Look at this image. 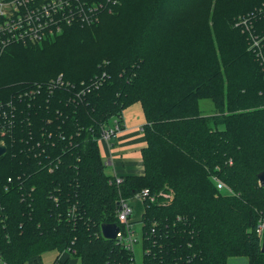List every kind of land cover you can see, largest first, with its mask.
<instances>
[{
  "label": "trees",
  "instance_id": "1",
  "mask_svg": "<svg viewBox=\"0 0 264 264\" xmlns=\"http://www.w3.org/2000/svg\"><path fill=\"white\" fill-rule=\"evenodd\" d=\"M118 1L99 23L2 51L0 100L59 75L64 86L25 103L21 141L0 157V264H41L50 251L52 264H135L101 225L125 230L120 200L133 207L144 189L129 224L142 264H264V66L236 26L264 0ZM204 99L213 114H201ZM135 102L144 170L116 184L100 138Z\"/></svg>",
  "mask_w": 264,
  "mask_h": 264
},
{
  "label": "built area",
  "instance_id": "2",
  "mask_svg": "<svg viewBox=\"0 0 264 264\" xmlns=\"http://www.w3.org/2000/svg\"><path fill=\"white\" fill-rule=\"evenodd\" d=\"M107 2L109 0L105 4L99 3L94 7L86 4L84 0H0V54L10 44L43 41L55 32H61L65 25L73 23L81 26L96 24L99 21V13L105 9ZM110 3L115 5L112 2ZM263 7L264 5L240 18L236 26H239L242 33L247 35V39H249L248 49L256 55L260 60V64L264 66V26H262L261 31H257L255 24L257 18L264 14ZM97 82L100 84L101 80L98 79ZM94 84L96 82L92 83V85ZM53 86H64L62 75L44 86L41 84L28 86L21 94L13 95L6 100H0V146L5 148V152L0 157L7 153V145L12 144V150L20 140L16 131L24 119L22 117L24 109L21 104L24 103L26 107L25 103L33 101L43 88L51 89ZM89 90L90 86H86V91ZM116 130H118V126L114 123L109 131L103 132L102 138L107 141ZM39 144L43 143H37V145ZM34 146V143L29 144L26 150L32 152L34 149L36 150ZM45 151L47 149L44 147L40 153ZM13 153L16 152L13 151ZM12 181V178L9 177L6 187ZM120 182L121 179L116 178V183ZM217 187L222 189L225 185L217 182ZM147 195L148 190L144 189L134 197L133 201L142 203V199ZM134 209L135 207H132L129 202L120 200L117 217L119 222L124 225L125 230L119 227L115 237L118 244L132 252L137 243V239L130 230L129 225L134 218L132 216Z\"/></svg>",
  "mask_w": 264,
  "mask_h": 264
},
{
  "label": "crops",
  "instance_id": "3",
  "mask_svg": "<svg viewBox=\"0 0 264 264\" xmlns=\"http://www.w3.org/2000/svg\"><path fill=\"white\" fill-rule=\"evenodd\" d=\"M121 119L123 128L113 133L108 141L100 142L101 155L107 165L111 167L112 175L116 177L141 175L144 170L141 150L146 146L142 133L145 117L141 105L137 103L124 109ZM110 127H112V125ZM134 204V207L137 208V212L139 213L141 210L142 213L141 203L135 202ZM137 218L139 217H135L134 219ZM50 252H55V256L53 257L54 261L58 253L56 251ZM48 253L49 252L43 253L41 258L44 254ZM75 263L76 260L72 262V264ZM41 264L43 263L41 262Z\"/></svg>",
  "mask_w": 264,
  "mask_h": 264
},
{
  "label": "rangeland",
  "instance_id": "4",
  "mask_svg": "<svg viewBox=\"0 0 264 264\" xmlns=\"http://www.w3.org/2000/svg\"><path fill=\"white\" fill-rule=\"evenodd\" d=\"M106 1L107 0H105V3H106ZM110 2H112V3H114L115 5H114V7H112V9L111 8H109V6H107L106 7V10L102 13V14H106V13H108L109 15H112L114 12H115V10H117V7H119L120 6V2L118 1V0H109ZM97 4L96 3H94V4H92L91 6H96ZM100 22V20L98 21V23ZM86 26H91V25H86ZM61 32H55L52 36H50L49 38H53V37H55V36H58L59 34H60ZM49 38H47V39H49ZM47 39H45V40H47ZM44 41V40H43ZM40 42H42V41H39V42H28V43H34V44H36V43H40ZM14 44H17V43H14ZM21 44H23V43H21ZM25 44H27V43H25ZM2 54V53H1ZM1 54H0V56H1ZM103 80V79H102ZM86 86H89V83L86 85ZM59 87H61V86H59ZM44 89V88H43ZM42 89V90H43ZM85 91H86V88H81V89H79L78 90V92H81V93H85ZM76 96L78 97L79 96V93L78 94H76ZM73 98H74V96H73ZM137 103H139V102H135V103H133V104H131L130 106H132V105H134V104H137ZM140 104V103H139ZM200 111H201V114L202 115H211V114H213V112H214V106H213V103L211 102V100H209V99H204V100H201L200 101ZM23 104H21V106H22ZM141 105V104H140ZM130 106H128V107H130ZM128 107H126V108H128ZM22 108L23 109H25V105H23L22 106ZM125 108V109H126ZM141 108H142V105H141ZM143 110V109H142ZM29 116H31V113H30V115ZM25 120L23 119V122L21 123V125L18 127V129H17V131H16V134L18 133H20V131L22 130L21 128H22V126H24V124H25V122H24ZM111 128V127H110ZM104 131H109L108 129L107 130H103V132ZM116 131H114V133H115ZM17 134V135H18ZM18 136H20V134L18 135ZM101 141H106V140H104L103 138H102V136H101V138H100V142ZM108 141V140H107ZM11 145L12 144H9V145H7V148L9 147V151L11 150ZM100 147H101V143H100ZM105 161V160H104ZM105 172L107 173V174H109V175H112V172H111V167L109 166V165H106V167H105ZM116 177V176H115ZM116 178H118V177H116ZM116 178H115V180H116ZM122 181V180H121ZM116 184H120V183H116ZM142 206V205H141ZM137 208H135L134 209V212H133V217L135 218V217H139V215H140V213H141V210L139 211V213H138V216H137ZM135 228L138 230V234L140 235V231H141V225L139 224V223H137L136 225H135ZM55 256V252H49L48 254H44L43 256H42V258H41V262L43 263V264H51L52 263V261H53V257ZM133 256H134V262H135V264H142V256H143V253H142V247H141V243L139 242V243H137V244H135V246H134V250H133ZM75 264H80V262H79V260L78 261H76V263Z\"/></svg>",
  "mask_w": 264,
  "mask_h": 264
},
{
  "label": "water",
  "instance_id": "5",
  "mask_svg": "<svg viewBox=\"0 0 264 264\" xmlns=\"http://www.w3.org/2000/svg\"><path fill=\"white\" fill-rule=\"evenodd\" d=\"M5 152V148L3 146H0V156ZM258 183L260 186L264 187V171L260 172L257 175ZM119 231V227L115 224H102L101 225V233L102 236L106 239L114 240L116 237V234ZM261 253H264V240L262 242L261 246Z\"/></svg>",
  "mask_w": 264,
  "mask_h": 264
},
{
  "label": "bare ground",
  "instance_id": "6",
  "mask_svg": "<svg viewBox=\"0 0 264 264\" xmlns=\"http://www.w3.org/2000/svg\"><path fill=\"white\" fill-rule=\"evenodd\" d=\"M45 85V84H44ZM43 85V86H44ZM60 87H57V86H53L51 89H49V94H54V92L57 90V89H59ZM120 130V128L118 127V130H116V132L117 131H119ZM110 138V137H109Z\"/></svg>",
  "mask_w": 264,
  "mask_h": 264
}]
</instances>
